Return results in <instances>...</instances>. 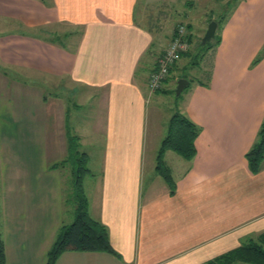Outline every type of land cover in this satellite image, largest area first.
<instances>
[{"label": "crops", "instance_id": "0c3cea01", "mask_svg": "<svg viewBox=\"0 0 264 264\" xmlns=\"http://www.w3.org/2000/svg\"><path fill=\"white\" fill-rule=\"evenodd\" d=\"M139 4L141 0H0L2 82L6 67L41 74L45 85L57 80V87L73 98L56 94L49 107L43 96L46 118L56 121L54 133L64 146L61 163L68 157L69 133L82 140L76 128L80 124H71L82 107L77 99L95 102L98 116L100 166L88 188L84 181V190L91 216L107 226L118 255L69 249L56 264H201L264 232V163L253 173L246 158L264 120V57L253 64L264 47V0L236 2L216 31L221 43L204 56V79L194 81L176 105L201 132L192 160L165 153L176 182L174 194L155 169V138L150 161L147 149L150 97L159 93L150 89L149 77L175 28L155 35L137 20ZM209 79V86L202 84ZM61 163L49 162L48 168L60 169ZM53 186L50 191L36 186L24 190L16 183L11 191L19 198L27 192L26 201L43 197L36 219L50 225L43 244L46 257L63 224L66 202L61 185ZM17 201L9 210L13 221L19 219L18 211L29 218L37 213L38 205L22 208ZM6 250L9 256L7 245Z\"/></svg>", "mask_w": 264, "mask_h": 264}, {"label": "rangeland", "instance_id": "374dc122", "mask_svg": "<svg viewBox=\"0 0 264 264\" xmlns=\"http://www.w3.org/2000/svg\"><path fill=\"white\" fill-rule=\"evenodd\" d=\"M237 1L199 0L196 5H183L178 0H174L166 4L145 5L144 0H141L138 8L142 11H138L137 20L143 26L150 28L155 35H160L161 31L168 29L169 26L176 29L184 25L193 37L191 54L180 57L177 67L172 74H169L170 77H167L168 81L161 86L158 96L150 97L149 137L151 139L147 149L148 161L152 157L153 139H156L154 142L156 141L158 149L166 135L169 118L178 109L175 95L171 92L177 87L176 77L181 76L194 81L204 79V69L208 60L205 57L201 60L197 54L211 22L210 19L226 17ZM58 39L68 43L66 37ZM3 73L5 82L3 83V79L0 78V236L4 241L5 249L7 245L9 251V256L6 254V264H46L47 257L43 251V244L50 225L46 224V219L41 217L36 219L42 212L43 197L40 202L26 201L27 192L25 196L19 198L11 191L16 183L19 184V189L24 190L36 186L37 189L50 191L49 187L55 188L53 185H61L63 198L66 201H64L63 224L74 221L76 203L74 176L70 173L72 165L68 163L63 164V167L60 166L62 167L60 169L48 168L49 162L61 163L66 155L62 157L65 152L64 146L54 133L56 121L54 123L52 118L49 120L48 114V120L46 118L43 96L47 97L49 107L51 102H55L56 94L68 101L70 99L72 101L73 98L68 90L57 87L59 84L57 80L45 85L44 76L41 74H28L27 71H14L7 67ZM77 100L82 107L75 111L76 115L71 124L74 125L76 122L80 124L76 128L79 127V134L82 136L81 151L89 154L87 166L90 172L84 180L88 188L98 174L102 137L95 126L99 122L93 109L95 102L86 99ZM37 193L34 192L35 198ZM14 200H18V206L23 205L22 208L28 204L38 205L35 209L37 213L29 218L27 212L18 211L20 217L17 221H13L9 218V210H12Z\"/></svg>", "mask_w": 264, "mask_h": 264}, {"label": "trees", "instance_id": "16d2710c", "mask_svg": "<svg viewBox=\"0 0 264 264\" xmlns=\"http://www.w3.org/2000/svg\"><path fill=\"white\" fill-rule=\"evenodd\" d=\"M191 4L192 3L189 2V5ZM224 20L225 17L221 16L215 21H217L220 27ZM188 27H190V25ZM192 38V34H190L189 40L191 45L193 41ZM221 40V34L217 32L211 41L201 43V48L197 56L203 59L207 52L221 43ZM191 51L192 49L190 47L188 51L182 53L181 58L189 56ZM263 57L264 47L253 64L258 63ZM178 62L179 60L172 66L170 74L174 72ZM180 78L182 77H176V83ZM166 81H168V78L165 79V82ZM193 82L194 80H189V84L183 92H185ZM202 84L209 86L210 79L208 82H203ZM160 90L161 89H158L157 91L160 92ZM171 92L175 95V104L177 105L183 98V92L177 95L175 88ZM200 132L201 127L179 109L175 110L169 118L166 135L161 140L157 152L155 169L169 185L171 194L176 192V182L170 167L165 162V153L171 150L185 160H192L197 154L195 141ZM79 147L80 137L69 133L68 157L62 161L61 166H63V164L67 165L68 163L72 165L70 170L74 176L73 188L76 203V216L73 222L70 224H62L59 228L48 250L46 264H56L59 257L69 249L103 251L118 255L111 244L107 226L100 220L93 218L89 212V201L84 190V179L90 172L87 166L89 155L87 152L80 151ZM246 158L250 170L253 173H259L264 163V120L252 147L246 153ZM6 258L5 244L0 236V264H6ZM201 264H264V232L256 237L248 238L240 246Z\"/></svg>", "mask_w": 264, "mask_h": 264}, {"label": "built area", "instance_id": "2783aa9c", "mask_svg": "<svg viewBox=\"0 0 264 264\" xmlns=\"http://www.w3.org/2000/svg\"><path fill=\"white\" fill-rule=\"evenodd\" d=\"M189 36L190 31L184 25L175 30L170 43L158 59L157 68L150 74L149 87L152 91L161 88L165 79L169 76L172 66L180 59L182 53L190 49Z\"/></svg>", "mask_w": 264, "mask_h": 264}, {"label": "water", "instance_id": "95a60500", "mask_svg": "<svg viewBox=\"0 0 264 264\" xmlns=\"http://www.w3.org/2000/svg\"><path fill=\"white\" fill-rule=\"evenodd\" d=\"M217 28H218L217 21L215 20L211 21L204 36L203 43H207L215 37ZM188 84L189 81L186 78H180L177 83L176 94L180 95Z\"/></svg>", "mask_w": 264, "mask_h": 264}]
</instances>
